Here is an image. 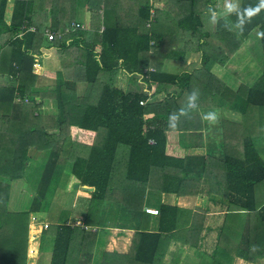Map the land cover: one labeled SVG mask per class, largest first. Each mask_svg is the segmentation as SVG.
Returning <instances> with one entry per match:
<instances>
[{"label": "trees", "instance_id": "1", "mask_svg": "<svg viewBox=\"0 0 264 264\" xmlns=\"http://www.w3.org/2000/svg\"><path fill=\"white\" fill-rule=\"evenodd\" d=\"M8 1L0 0V70L8 69L12 78V87L4 86L12 111L0 101L4 110L0 111L4 124L0 132V264H27L30 214L50 208L68 163L72 164L68 190L79 184L95 191L84 224L63 221L43 231L40 249L44 253L47 242H52L51 264H73L78 254L93 258L99 230L110 226L111 206L102 201L117 187L113 183L119 178L136 196L155 187L178 196H213L226 183L224 192L239 211L220 227V238L227 237L229 242L217 248L212 264H233L236 258L256 263L264 258V74L254 85L242 84L234 90L220 76L252 31L264 33V9L250 21L238 20L234 12L212 22L218 0H189L191 11L177 21V27L201 61L191 71L173 74L163 71L164 62L185 60L189 50L167 51L169 40L177 39L157 34V26L140 32V22L152 20L149 0H134L138 6L135 24L129 11L117 10L123 7L121 0H15L8 24ZM259 3L243 0L239 11ZM80 7L91 14L90 29L85 25L66 33L67 26L77 23ZM47 30L58 33L52 44L62 66V71L48 72L58 80L52 91L41 89V78L34 73L38 46ZM260 40L264 53V39ZM120 74L142 76L146 91H124L118 85ZM79 81L86 84L82 96L77 94ZM194 89L200 92L198 107L188 103V93ZM45 99L57 101L59 117L41 128L34 114ZM213 110L219 115L214 124L203 119ZM223 110L239 114V120L223 118ZM25 122L31 125L22 126ZM191 131L205 133V148L185 157L170 154V135ZM97 139L99 143L88 145ZM32 150L49 151V158L30 209L12 211L11 187L26 177ZM157 216L159 233L140 234L155 238L153 248L149 244L146 254L148 245L141 241L134 260L177 264L182 257L179 251L183 253L182 248L196 238L198 225L192 212L176 207L162 206Z\"/></svg>", "mask_w": 264, "mask_h": 264}, {"label": "crops", "instance_id": "2", "mask_svg": "<svg viewBox=\"0 0 264 264\" xmlns=\"http://www.w3.org/2000/svg\"><path fill=\"white\" fill-rule=\"evenodd\" d=\"M221 1L218 0L217 6H215L217 11L213 13V16H215V20H213L212 17V22L230 15L225 8L226 0ZM242 1L243 0H228V2L238 6V10H240L242 6ZM149 2L151 5V10H154L157 15L155 20L158 17H161V21L157 22L154 20L153 23H151V26H157V34L159 32H163L165 35L177 39V41L174 42L172 40L171 43L169 40V45L166 47L167 51L169 48H172L177 52H179V49L184 48H186L187 51L189 50L187 55H185V60L167 59L162 66L163 71L173 74L183 73L184 71H191L192 69H183L182 66L177 65L178 63L185 64L187 59L192 55L198 56L199 61L192 63L191 67H195L201 61L200 55L195 52L196 50H194V48H192V44L188 45L183 39H181H185L186 36L182 37L179 28L177 27V21L182 19L185 14L191 11L190 1L149 0ZM122 4L123 7L121 6ZM121 5L120 6L122 8L120 7L117 10L120 12V14L122 13V11H129V13L131 14L130 20L135 24V22L137 21L136 14L138 12L137 2L134 0H121ZM14 7L15 0H9L6 10V21L8 24L11 23L14 13ZM77 23H82L84 26L86 25L87 29H90L91 14L83 7H80L78 10ZM151 26L148 27L146 22H140V32L148 33L151 29ZM256 31L257 30L252 31L247 39L252 37ZM38 48L40 50V53L38 55L39 67L38 65L35 67L34 73L41 78L39 79V87L41 89H48L49 91H52L53 89H55L58 80L56 81V79H54L51 74H48V72L62 71L58 52L56 51L54 44L50 43L46 37L38 46ZM236 57L237 52L229 59L228 63H231V60H234ZM228 65L229 64H227L226 66ZM226 66L224 70L222 69L223 75L221 76V78L223 81L226 79V76L228 74ZM43 76L45 78L42 79ZM118 77V85H120L124 91L140 92L146 91L147 89L141 80L143 78L142 76H140L139 78H132L131 76H127L126 74H120ZM10 79L12 80V78L9 76L8 69H5L4 71L0 70V101H3V103L7 105L10 111H12V104L7 101L8 97H4L6 88L12 87V84L9 83ZM5 85H7L6 88H4ZM85 89L86 84L79 81L77 83L78 96H82L85 93ZM37 101H41L40 98H37ZM19 102L20 101L18 98L17 103ZM0 111L3 112V108L0 107ZM224 111L226 110L222 111L223 118H228L230 120H239V114L234 113L233 111H229L230 113H233V115L226 116L223 114ZM34 115L41 120L39 123V126L41 128L46 126L47 124H52L53 122H55L52 119L59 117L57 101L53 99L43 100L42 105ZM29 124V122H25L21 125L28 127ZM2 126H4V124L0 114V132L2 130ZM197 132H202L204 135V147L200 149L195 148L182 139L181 148L184 149V154L179 155L178 157L189 156L197 151L201 152L205 148L207 140L205 133L203 131ZM193 133L196 132H186L183 134V136H189ZM99 142L100 139H97L90 142L88 145L91 146L93 143ZM169 153L172 154L170 151ZM49 154V151L46 150H32L30 152L31 161L29 163L28 169L26 170V177L12 184L9 201L10 210L16 212H24L30 209L32 201L36 196L37 187L40 183L42 173L48 161ZM71 165L72 164L70 163L65 165L62 173V178L51 201L50 208L46 212H37L30 214V236L28 244L27 264H51L52 252L50 247L52 245V242H47V247L49 248H47L44 253H42L40 249L42 243V233L44 231L45 224L52 226V224H61L63 221L67 223H73L76 221V223L84 224V218L80 219L79 217L76 218V216H71L66 219H58L57 217L58 214L60 215L62 212H72L78 206L79 202H86L84 203L86 204V206L83 212L87 213L90 206L89 201H91L92 193L95 191V188H93L94 191L92 192L85 191L81 186L78 189L74 187L72 190H68L67 186L72 174ZM120 176L121 174L119 175V177ZM116 184L117 187H115L112 191H109L102 201L106 204L107 207L111 206L110 212L108 210L109 214L107 220V223H109L110 226L106 227L105 229L99 230L97 234V244L93 252V258L91 260H88L82 258V256L78 254L75 257L73 264H84L85 261L87 262V264H139L134 259L135 257L137 258L138 253L136 252L138 246L141 244V241L144 245H148V249L145 251L146 254H149V251L151 250H149V244H151V248H153L152 246L156 242L154 237L148 239L144 237L145 234L157 235L159 233L158 216L146 213V209H156L160 211L162 206L176 207L192 212V219L198 225L196 238L192 239L185 248H182L183 253L182 250L179 251L178 256L182 254V257L177 264H203L205 257H208V261L213 260L212 257L215 254L217 248L222 249L223 244H227L229 242L227 237L220 238V227L223 226V224L226 222V218L229 215L238 214L239 209L234 206L232 197L228 195L227 192H224L226 190V183L222 184L225 187L221 185L222 190L220 192L219 189L215 190L213 196H208V194L206 193L193 196H178L175 193L160 192L157 187H155L154 189H146L143 192L137 193L136 196V194H130L128 190H126L127 184L124 179H117L116 182L113 183V185L115 186ZM15 188L17 189V191L15 190ZM139 191H141V189ZM216 192L219 193L216 194ZM54 213H56V219L52 217V214ZM247 213H249V211H247ZM231 223L234 225L235 221L233 220L231 221ZM33 226L36 228L35 232H33L32 230ZM141 233H144L143 237L146 239H142L143 237L141 238ZM106 255L111 256H109L107 262H103V259ZM112 255L114 257L113 261H111ZM194 257L198 258L199 261L194 262ZM233 264H264V258L257 260L256 263H249L242 259L236 258Z\"/></svg>", "mask_w": 264, "mask_h": 264}, {"label": "rangeland", "instance_id": "3", "mask_svg": "<svg viewBox=\"0 0 264 264\" xmlns=\"http://www.w3.org/2000/svg\"><path fill=\"white\" fill-rule=\"evenodd\" d=\"M155 14L156 13L153 10L152 17H154ZM257 32L258 31H256L253 34V36L250 37L249 39L247 40L245 39L241 42L240 50L237 52V57L234 60H231V63H228L229 65L226 66L227 67L226 70L228 74L224 81L231 88L233 87L235 89H238L240 86H242V84L244 86L254 85V82H256L264 74V53H263L261 40L257 36ZM196 61H199L198 56L192 55L187 59L185 64L178 63L177 65L182 66L183 69L185 68L192 69L193 66L191 67V64ZM222 72L223 71L221 69L220 76L223 75ZM223 114L226 116L233 115V113H230L229 111H224ZM182 139L185 142H188L191 146L198 149L203 148L205 145L204 143L205 139L202 132H196L190 134L189 136L188 135L183 136V135H178L177 133H172L169 137V151L173 155L179 156L184 154V149L181 148ZM15 190L17 191L16 188ZM84 203L86 202H79L78 206L70 213L62 212L60 215L58 214L57 216L58 219H66L71 216H76V218L79 217L80 219L81 218L85 219L86 213H84L83 211L85 209L86 204ZM90 203H92V201H89V205ZM52 217L56 219V213L52 214ZM53 225L54 224H52V226ZM50 227L51 226H49L48 229H50ZM193 259L194 262L199 261V259L196 257H194ZM208 260H209L208 257H205L203 264H212V260L210 261Z\"/></svg>", "mask_w": 264, "mask_h": 264}, {"label": "clouds", "instance_id": "4", "mask_svg": "<svg viewBox=\"0 0 264 264\" xmlns=\"http://www.w3.org/2000/svg\"><path fill=\"white\" fill-rule=\"evenodd\" d=\"M225 8L229 14L235 12L237 14L238 20H240L242 17H246L247 20L250 21L252 17L257 15L262 9H264V0H260V3L255 7H251V6L246 7L245 9H243L242 13L238 10V6L233 5L232 3L228 2V0H226V2H225ZM213 20H215V16H213ZM257 36L259 38L264 39V33L257 32ZM199 97H200L199 89H194L193 91L188 93L189 106L190 107H198V105L196 104V101L199 99ZM203 119L208 120L209 122H211L213 124L217 123L219 121L218 112L213 110V111L205 114L203 116ZM169 127L171 128V124Z\"/></svg>", "mask_w": 264, "mask_h": 264}, {"label": "built area", "instance_id": "5", "mask_svg": "<svg viewBox=\"0 0 264 264\" xmlns=\"http://www.w3.org/2000/svg\"><path fill=\"white\" fill-rule=\"evenodd\" d=\"M151 17H152V14H151ZM154 17H152V20H153ZM152 20H149L147 22V26L150 27L151 26V23H152ZM84 25L83 24H80V23H73L69 26H67L65 32L66 33H71V32H74L76 29H84ZM34 29V28H33ZM58 36V33H55V32H52L51 30H47L46 31V38L48 39V41L50 42H53L55 37ZM21 99H19L20 101ZM151 143H153L151 141ZM146 213L150 214V215H158L159 214V211L156 210V209H146ZM80 223H76V226H79ZM49 228V225L48 224H45L44 225V230H47Z\"/></svg>", "mask_w": 264, "mask_h": 264}, {"label": "water", "instance_id": "6", "mask_svg": "<svg viewBox=\"0 0 264 264\" xmlns=\"http://www.w3.org/2000/svg\"><path fill=\"white\" fill-rule=\"evenodd\" d=\"M79 187H80L79 184L75 185V188H76V189H78ZM83 189H84L85 191H90V192L94 191L93 188H89V187H83Z\"/></svg>", "mask_w": 264, "mask_h": 264}]
</instances>
